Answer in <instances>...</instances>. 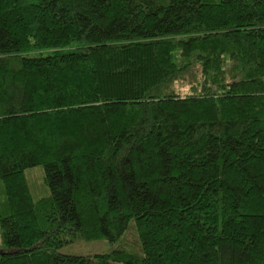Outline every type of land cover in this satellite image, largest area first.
I'll list each match as a JSON object with an SVG mask.
<instances>
[{"label":"trees","instance_id":"trees-1","mask_svg":"<svg viewBox=\"0 0 264 264\" xmlns=\"http://www.w3.org/2000/svg\"><path fill=\"white\" fill-rule=\"evenodd\" d=\"M0 264H264V0H0Z\"/></svg>","mask_w":264,"mask_h":264},{"label":"rangeland","instance_id":"rangeland-1","mask_svg":"<svg viewBox=\"0 0 264 264\" xmlns=\"http://www.w3.org/2000/svg\"><path fill=\"white\" fill-rule=\"evenodd\" d=\"M24 174L34 200H37L39 197L47 193V187L42 182L43 168L41 165L27 168ZM116 247L117 245L110 244L105 240L86 241L83 239H77L73 243L62 248L60 251L65 254L86 256L107 253Z\"/></svg>","mask_w":264,"mask_h":264}]
</instances>
